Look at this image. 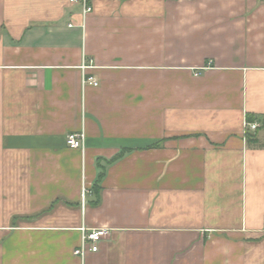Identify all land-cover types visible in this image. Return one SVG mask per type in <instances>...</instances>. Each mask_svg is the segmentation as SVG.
<instances>
[{"label":"crops","instance_id":"crops-1","mask_svg":"<svg viewBox=\"0 0 264 264\" xmlns=\"http://www.w3.org/2000/svg\"><path fill=\"white\" fill-rule=\"evenodd\" d=\"M89 4L0 0V264H264V0Z\"/></svg>","mask_w":264,"mask_h":264},{"label":"built area","instance_id":"built-area-1","mask_svg":"<svg viewBox=\"0 0 264 264\" xmlns=\"http://www.w3.org/2000/svg\"><path fill=\"white\" fill-rule=\"evenodd\" d=\"M71 3H80L83 8V15L86 17L88 14L92 12V7L89 4V0H69ZM72 27V25H69ZM92 68V62L90 61L89 64L83 65L82 69L85 72L86 70ZM83 85H92L98 86V82L92 77L83 78ZM258 129V123H247L246 124V133L247 131L255 132ZM66 145L70 149L74 150H84L85 149V135L82 132L72 133L67 136L66 138ZM87 192L84 190L83 198ZM110 230L103 228V229H94V230H87L82 228V239L80 246L74 250V255L84 258L87 253H97L99 250L100 243L109 235Z\"/></svg>","mask_w":264,"mask_h":264},{"label":"trees","instance_id":"trees-1","mask_svg":"<svg viewBox=\"0 0 264 264\" xmlns=\"http://www.w3.org/2000/svg\"><path fill=\"white\" fill-rule=\"evenodd\" d=\"M249 121H251V119H250ZM248 142H249V143H256V140H254V139H251V140H250V139H249ZM101 179H102V178H101V176H100L98 182L95 184L96 189H97V187H98V185H99Z\"/></svg>","mask_w":264,"mask_h":264}]
</instances>
